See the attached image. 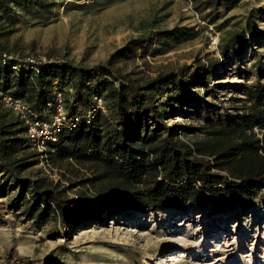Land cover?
<instances>
[{"label": "trees", "instance_id": "trees-1", "mask_svg": "<svg viewBox=\"0 0 264 264\" xmlns=\"http://www.w3.org/2000/svg\"><path fill=\"white\" fill-rule=\"evenodd\" d=\"M195 1L196 10L208 11L212 23L221 6L229 11L239 4V0ZM54 4L0 0V22L15 24L22 12L35 14ZM258 21L252 10L242 26L226 31L219 43L221 58L182 64L145 82L119 75L111 66L132 52L131 43L146 49L153 48L155 40L168 45L173 36L191 38L193 29L178 27L158 33L155 39L135 38L102 67L47 61L35 68L0 57V195L7 196L0 211L5 204L41 228L52 218L61 224L96 223L120 213L248 209L264 190V82L244 84L245 100L225 119L207 117L198 126L172 125L171 120L177 111L201 102V89L217 96L210 89L216 71L257 35ZM256 65L264 73V61ZM57 88L64 91L68 121L57 140L48 141L46 152L67 187L40 169L33 170L39 154L24 123L2 103L3 95L11 93L41 111L53 101ZM96 97L103 99L104 108Z\"/></svg>", "mask_w": 264, "mask_h": 264}, {"label": "rangeland", "instance_id": "rangeland-1", "mask_svg": "<svg viewBox=\"0 0 264 264\" xmlns=\"http://www.w3.org/2000/svg\"><path fill=\"white\" fill-rule=\"evenodd\" d=\"M47 1L55 2L49 10L22 12L15 24L0 22V33L5 32L0 36L2 50L24 60L46 58L95 68L108 66L112 53L135 38L155 39L158 33L178 27L194 30L191 38H169L168 45L155 40L150 49L131 43L132 52L118 57L111 68L138 82L199 59L206 63L221 58L219 46L212 43L215 34L200 20L214 24L220 43L226 31L242 26L255 11L259 15L258 33L216 71L210 89L217 96L201 89V102L177 111L172 125L198 126L207 117L225 119L245 100L244 84L258 79L264 82V73L256 65L264 61V0H239L229 11L221 6L214 23L206 17L208 11L196 10L195 0ZM158 49L163 51L154 53ZM51 164H42L39 159L33 170L40 169L69 186ZM6 199L0 195V203ZM2 206L0 264H264V190L256 194L248 209L120 213L96 223L71 220L61 224L52 218L41 228Z\"/></svg>", "mask_w": 264, "mask_h": 264}, {"label": "built area", "instance_id": "built-area-1", "mask_svg": "<svg viewBox=\"0 0 264 264\" xmlns=\"http://www.w3.org/2000/svg\"><path fill=\"white\" fill-rule=\"evenodd\" d=\"M73 0H65V3ZM64 8V5H62ZM201 23L208 25L211 33L215 36L212 38V43L216 48L219 46V32H216L214 24H208L204 19L200 20ZM0 57L2 59H19L26 63H30L33 67L37 68L38 64L46 63V58L39 60L34 58L21 59L18 55H14L10 52L2 50L0 48ZM18 64L14 65V69H18ZM96 101L99 107L104 108V101L100 97H96ZM2 103L4 107L17 116L26 126V135L32 144L33 149L39 154V159L43 164L47 161L49 165L47 155V143L48 141H56L57 134L62 130L63 126L68 121L67 110L64 100V91L60 88L55 90L53 101L49 102L47 107L41 111H37L31 105V103L23 98L16 97L11 93L3 95ZM43 168L47 171V165H43Z\"/></svg>", "mask_w": 264, "mask_h": 264}]
</instances>
